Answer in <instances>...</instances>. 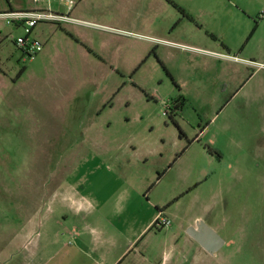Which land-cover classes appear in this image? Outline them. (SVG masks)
I'll return each instance as SVG.
<instances>
[{
  "label": "rangeland",
  "instance_id": "obj_1",
  "mask_svg": "<svg viewBox=\"0 0 264 264\" xmlns=\"http://www.w3.org/2000/svg\"><path fill=\"white\" fill-rule=\"evenodd\" d=\"M37 8L69 20L32 29L31 61L24 29L0 18V226L31 190L57 195L39 198L23 254L48 259L54 222L72 247L140 223L153 190L175 223L203 220L225 241L198 258L158 248L168 264H264V0H0V14ZM119 196L134 215L114 213Z\"/></svg>",
  "mask_w": 264,
  "mask_h": 264
},
{
  "label": "crops",
  "instance_id": "obj_2",
  "mask_svg": "<svg viewBox=\"0 0 264 264\" xmlns=\"http://www.w3.org/2000/svg\"><path fill=\"white\" fill-rule=\"evenodd\" d=\"M149 157H152V154L139 157L138 162H149ZM152 162L157 161L153 160ZM154 165L153 170L157 175L156 182L159 183L163 179L164 173L163 171L160 172V163ZM133 186L136 188V185ZM125 191H128V188L120 189L119 195H122ZM153 194L154 191L152 190L147 194L146 201L141 199V203L146 206L148 212H146L140 223L128 221L127 219V222L120 224L124 228L120 226L116 228L114 223L103 224L101 230H97L96 237L88 239V247L84 245V240L82 243L80 234L77 236V245L73 247L69 245L66 241L70 239L72 230L68 229L67 232L61 233L59 227L62 224L54 222L52 225L58 224L57 230L48 235V245L45 249L47 250L48 259H38L37 261L35 259L36 254L25 256L23 252L36 244V237L40 238L42 230L40 222L43 219L40 208L41 203L52 204L57 195L56 193L40 195L38 189L31 190L30 193L22 196L27 198L28 201L23 202L20 198L18 201L11 202L10 210L12 213L15 212L16 220L12 223H3V226H0L5 231L2 237L4 239H1L2 242L0 241V244L2 243L0 247V264H168L169 260L164 258V254L156 253L158 248L170 249V252H174L173 256L180 255V257L181 254L188 253L198 258L204 252L207 253L185 232L188 227H195L199 219H196L195 224L175 223V216L170 212V209H163L167 200L157 197L152 198ZM178 195L174 196L173 199L177 201V198L180 197ZM16 197H19L18 194ZM39 198H41V203ZM120 198L121 196H119ZM69 199H71L70 196ZM119 199L116 202L119 211L116 212L114 209V213L120 216L127 213L129 217L134 215V209L132 208L135 207V203H131L130 198L127 197L124 200ZM50 207L51 205L47 207L49 211ZM159 214L171 221L169 227L155 228L154 222ZM51 226H48L47 230H50ZM123 229L126 232L122 233L123 238H121L118 230ZM161 232H164V236L169 237V240L162 241L158 239L162 235ZM179 258H176L177 261Z\"/></svg>",
  "mask_w": 264,
  "mask_h": 264
},
{
  "label": "built area",
  "instance_id": "obj_3",
  "mask_svg": "<svg viewBox=\"0 0 264 264\" xmlns=\"http://www.w3.org/2000/svg\"><path fill=\"white\" fill-rule=\"evenodd\" d=\"M38 1V0H34ZM0 18L6 20L8 25L22 27L25 31V37L18 38L15 44L21 49L26 61H31L38 53L43 50V43L33 36L32 29L41 22H64L69 20L68 16L59 15L51 12L49 9H37L36 11H19L0 14ZM171 221L159 214L155 219L154 225L158 229L169 227Z\"/></svg>",
  "mask_w": 264,
  "mask_h": 264
},
{
  "label": "water",
  "instance_id": "obj_4",
  "mask_svg": "<svg viewBox=\"0 0 264 264\" xmlns=\"http://www.w3.org/2000/svg\"><path fill=\"white\" fill-rule=\"evenodd\" d=\"M186 233L210 255H215L224 245V239L203 220L190 227Z\"/></svg>",
  "mask_w": 264,
  "mask_h": 264
},
{
  "label": "trees",
  "instance_id": "obj_5",
  "mask_svg": "<svg viewBox=\"0 0 264 264\" xmlns=\"http://www.w3.org/2000/svg\"><path fill=\"white\" fill-rule=\"evenodd\" d=\"M155 226V225H154ZM156 228V227H155Z\"/></svg>",
  "mask_w": 264,
  "mask_h": 264
}]
</instances>
